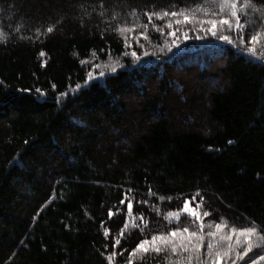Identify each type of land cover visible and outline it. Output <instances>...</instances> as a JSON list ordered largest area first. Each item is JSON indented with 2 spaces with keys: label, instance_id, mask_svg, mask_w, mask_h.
<instances>
[{
  "label": "trees",
  "instance_id": "trees-1",
  "mask_svg": "<svg viewBox=\"0 0 264 264\" xmlns=\"http://www.w3.org/2000/svg\"><path fill=\"white\" fill-rule=\"evenodd\" d=\"M209 1L0 0V264H126L198 191L214 222L264 224V50L210 41L188 49L210 59L138 68L136 36L119 31L136 23L158 54L170 17L146 13ZM249 3L264 39V0ZM110 59L121 67L90 81L89 63ZM166 255L132 259L178 264Z\"/></svg>",
  "mask_w": 264,
  "mask_h": 264
},
{
  "label": "snow or ice",
  "instance_id": "snow-or-ice-1",
  "mask_svg": "<svg viewBox=\"0 0 264 264\" xmlns=\"http://www.w3.org/2000/svg\"><path fill=\"white\" fill-rule=\"evenodd\" d=\"M250 7L249 0H217V12H211L208 8H205L203 5H196L194 9L182 8L179 11H163V12H148L146 13L149 21L153 19V17H157L163 20L165 17H181L182 19H176L175 23H200L201 26L207 24L209 27L204 28V31L211 32L213 36H216L220 27H226L227 29H233L237 32H242L245 25L241 23V12ZM203 12L209 16H216L215 19H207L206 21L198 20V13ZM172 21L168 22V27L171 28ZM146 27V25L144 26ZM47 32L51 33L53 31V27L49 26ZM125 29H119V31H124ZM128 31H132V29H128ZM174 34V33H173ZM2 35V34H0ZM140 35L145 36L147 38V34L145 32H141ZM185 38H187V33H185ZM220 39L225 41H229V36L220 35ZM242 39V38H241ZM259 39V32L256 34H252L249 37L248 43L255 44ZM249 51L254 52L256 49L251 47L248 49ZM43 55V53H41ZM133 56H136V52L131 53ZM84 61H82L83 63ZM98 67V65H97ZM103 75V73H100ZM91 79V75H89ZM55 87V85H53ZM229 143H232L229 141ZM199 195V191L194 194L191 200L186 199L183 204V208L181 210L175 212H169L168 217L175 218L178 222L180 219L181 211L183 213L189 214L193 221H199V229L200 231H189V228L185 226L184 228H174L170 229L167 232H158L153 233L150 237H146L141 239L138 244L130 252H128V260L126 264H134L133 257L136 256L137 253H141L144 255L147 254H156L159 255L161 253H171L175 254L179 257L178 264H185V259L187 260V264H192L193 258L196 260V264H221L222 260H229L232 264H235V257H233L232 253L236 248H238L241 243V237L243 238V243L246 244V247L243 248L242 252L236 253V256L239 258H243L248 252L253 250V237L257 236L259 238L264 239V224L261 226H251V227H231L230 232L227 234L220 236V241L226 242L225 244L219 243V241L214 244L209 242L207 244V259L201 260V247L205 240V235L203 233V229L205 228V224L203 222L204 217H208L210 213L208 211H203L202 213L198 211L199 208L204 203L203 197L201 196L200 200H196V196ZM161 200L164 197H160ZM171 199V198H169ZM193 202H195V207L192 206ZM142 203H147V201H142ZM133 205L131 201L127 203V208L131 211ZM111 214V213H110ZM140 220L143 221V215L140 216ZM171 222V220H169ZM146 223V222H145ZM253 224L255 222H252ZM125 228L128 227L127 224L124 225ZM134 228H139L138 224H133ZM216 231L208 232L207 235L209 237H215L219 232L223 229L228 228L227 222L224 223H216L215 224ZM143 231V229H140ZM105 236L108 235V231L106 230L104 233ZM120 236H123V231H121ZM235 240V243L232 241ZM121 244L120 238H114L113 240V248L119 246ZM261 250H264L262 247ZM127 251L123 249L121 251V255L123 252ZM188 253L189 255L185 258L182 254ZM116 255L115 252H112L107 256L109 261L113 260V257ZM144 255L141 256V259H144ZM259 260L264 261V255L259 256ZM252 264H258L257 260H252Z\"/></svg>",
  "mask_w": 264,
  "mask_h": 264
},
{
  "label": "rangeland",
  "instance_id": "rangeland-1",
  "mask_svg": "<svg viewBox=\"0 0 264 264\" xmlns=\"http://www.w3.org/2000/svg\"><path fill=\"white\" fill-rule=\"evenodd\" d=\"M209 2H212L213 5H215L217 7V0H210ZM252 6V5H251ZM248 7L246 10H243L241 12V23L243 25H245V27L243 28L242 32H237L235 30V28L233 29H227L226 27H220L218 30V33L216 36H213L211 34V32H206L204 31V28L209 27L207 24H204L203 26H201L200 23H180V24H176L175 20L176 19H182L181 17H177V18H173L170 17V19L168 20H164L162 21L163 25L166 27V30H164L162 33H159L163 40L161 42V46H160V52L158 54H155L153 52H148L149 48H155L152 44V46H148L145 44L147 42L145 36L140 35V32L142 31V27L139 28V26L135 27V25H137L136 23H133V26H128L126 28H124L125 33L129 36V37H133L136 36L135 40H136V44L134 46V49H132V52H136V56H133L130 53V57L131 60L134 62V66L135 67H150L152 66V62L155 63L154 60L150 59V58H155L157 59V55L160 54V56H163L165 59H173L172 61L175 62H179L182 60H191L192 58L195 57H203L204 59H210L211 56L213 55V52L207 50H188L190 49L192 46L196 45L197 43H204V45L207 43H212V45L207 46L208 48H214L218 49V50H222L225 46L224 45H232L234 47H237L241 50H243L245 53H248L250 55H255L258 53V56L262 57V55H260L261 53H263L264 50V39L260 36L259 34V39L255 44H251L248 43L247 41L249 40L247 37H250L251 34H254L257 30V22L252 21V17L255 19V14H257V10L256 8L254 10H252V7ZM211 12H213L210 9ZM218 9H215V12H217ZM250 11V12H249ZM249 14L251 15V17H249ZM248 17V18H247ZM217 18L216 16H209L203 12L198 13V20L199 21H206L207 19H215ZM247 18V19H245ZM172 21V27L169 28L168 27V22ZM246 21V22H245ZM248 22V23H247ZM140 25V24H138ZM258 28H260L258 26ZM128 29H132V31H128ZM193 29L192 31H196V35L192 36V37H188V34L190 32V30ZM174 33V34H173ZM185 33H187V38H185ZM220 35H227L229 36V41H225L223 39H220ZM242 38V39H241ZM198 41V42H197ZM199 41H205V42H199ZM254 47L256 50L254 52L249 51L248 49ZM223 51V50H222ZM222 53V52H220ZM215 54H219L216 53ZM214 54V55H215ZM150 57V58H149ZM214 57V56H212ZM149 58V59H146ZM152 60V61H151ZM171 61V60H170ZM121 64V60L119 59H110L109 61H107L106 63H102L96 60H93L89 63V68L91 69L90 75H91V79L92 80H96V79H103L107 74L112 73L114 71H116L118 69V67ZM98 65V67H97ZM100 73H103V75H100ZM192 198V197H191ZM188 199V200H191ZM196 200L199 201L200 197L196 196ZM129 201H126L123 205H125L127 207V203ZM132 203V202H131ZM133 205V204H132ZM193 207H195V202H193L192 204ZM183 208V207H182ZM181 208V209H182ZM133 209V207H132ZM131 209V210H132ZM180 209V210H181ZM127 210L129 211V225L131 228H133V224H138V218L134 215L131 214V211L127 208ZM198 211H200L201 213L203 211H205L204 209V205L201 206V208L198 209ZM169 220H171V222H169ZM204 224H205V228L203 229V233L205 235V240L203 242V245L201 247V259L203 257H206V253H207V244L209 242L216 244L218 241L221 244H225L226 242L224 241H220V236L227 234L228 232H230L231 227H233L232 225H230L228 222V228L223 229L221 232H219L217 234V236L215 237H209L207 235L208 232H215L216 228H215V224L216 222H214L209 216L208 217H204L203 220ZM226 221H223L221 223H224ZM174 224V225H185L188 224V228L189 231H200L199 229V221L194 222L193 218H191L189 216V214L187 213H183L181 211L180 213V219L177 222L175 220V218H171L168 217L166 218V226L164 225L163 229H157L158 231L155 232H167L169 231L168 226ZM235 227V226H234ZM251 227V226H250ZM237 228V227H236ZM161 230V231H159ZM154 232V231H153ZM242 243L241 245L236 248L234 250V252L232 253L233 257H235V264H252V260L256 259L258 264H264V261L259 260V256L260 255H264V250H261L262 247H264V239L259 238L257 236L253 237V250L248 252L247 255H245L242 259L239 258L238 256H236V253L238 252H242L243 248L246 247V244L243 243V238L241 237ZM233 243H235V240L232 241ZM167 254L166 256H168L170 259H172V261H178L179 257L175 254H171V253H164ZM144 254L141 253H137L135 257H133V259L139 258ZM185 258L189 255L188 253H183L182 254ZM145 256V255H144ZM185 261H187L185 259ZM221 264H232L231 261L225 259L221 261Z\"/></svg>",
  "mask_w": 264,
  "mask_h": 264
}]
</instances>
